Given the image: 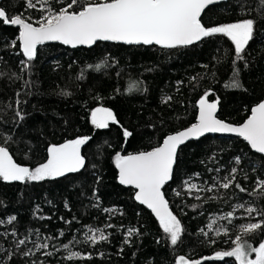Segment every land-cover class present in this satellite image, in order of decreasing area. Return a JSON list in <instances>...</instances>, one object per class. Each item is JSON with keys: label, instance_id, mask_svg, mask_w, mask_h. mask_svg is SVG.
I'll use <instances>...</instances> for the list:
<instances>
[{"label": "trees", "instance_id": "1", "mask_svg": "<svg viewBox=\"0 0 264 264\" xmlns=\"http://www.w3.org/2000/svg\"><path fill=\"white\" fill-rule=\"evenodd\" d=\"M255 3L229 0L210 8L202 17L206 26L245 18L257 20L244 60H236L230 40L216 35L197 45L171 50L105 43L75 50L48 45L39 48L31 67L22 71L20 61L26 58L17 54L19 42L15 48L0 42V143L8 134L13 136L11 150L17 162L35 168L46 162L50 144L92 137L82 148L86 165L76 173L40 182L0 180V219L5 221L0 224V233H8L0 236L3 264H13L9 253L14 254L15 264H175L180 255L201 264H238L234 257H205L234 246L239 224L247 221L234 212L240 204L264 208V193L257 183L264 179V157L233 137L209 136L182 148L172 182L164 190L170 210L185 229L183 242L173 246L159 220L137 204L133 190L119 183L115 156L150 151L168 135L196 123L198 101L205 92L210 93L211 102L219 97L218 117L225 122L241 125L249 118L251 109L264 100V18L258 9L249 7ZM0 6L10 14L31 16L33 22L44 15L38 9L25 10L24 0H0ZM0 33L6 34L5 40L18 36L17 29L2 24ZM104 62L108 66L100 71L88 68ZM235 68L240 69L241 89L225 86L230 84ZM25 81L29 82L27 87ZM135 82L142 90L129 92ZM169 96L171 100L165 103ZM17 99L26 103L17 106ZM97 107L111 109L119 123L96 129L91 124V112ZM17 111L26 117L18 126ZM121 125L133 132L126 143ZM236 157H240L239 164ZM233 168L237 171L230 176ZM226 177L228 189L221 187ZM189 182L195 183L199 192H189ZM236 184L247 191L241 192ZM230 212L232 223L222 221L227 235L208 231L212 217H226ZM11 215L17 220L8 224ZM128 228L140 232L130 238L131 244L124 243ZM88 229H101L109 239L93 243L87 239ZM13 230L16 237L11 236ZM37 233L39 243L49 244L47 249L35 250L31 241L37 240ZM29 234L31 241L22 250L32 249L35 254L23 257L14 242ZM245 239L256 247L264 241V231ZM65 243L85 259L68 261ZM48 252L52 255H45ZM89 254L91 259L86 258Z\"/></svg>", "mask_w": 264, "mask_h": 264}, {"label": "snow or ice", "instance_id": "2", "mask_svg": "<svg viewBox=\"0 0 264 264\" xmlns=\"http://www.w3.org/2000/svg\"><path fill=\"white\" fill-rule=\"evenodd\" d=\"M221 0H24L25 10L37 9L42 13L39 20L33 22L31 16L22 14H10L9 11L0 6V24L4 26H18V36L15 39L5 40L6 34L0 33V42H5L9 47L15 48L19 42V53L26 58L21 60L22 71L31 67L32 61L37 57L38 46L46 42L58 41L64 45L76 48L80 45L92 46L98 41L121 42L126 45H158L166 49L190 46L206 38L222 35L234 45L236 60H244L246 48L254 39L257 20L254 18L240 19L236 22L225 23L216 26H206L202 22V14L209 10L211 6L219 4ZM258 9L261 18H264V0H256L255 5L249 6ZM248 11V9H243ZM235 62V61H234ZM107 62L98 63L95 66L88 65L89 69L100 71L107 67ZM247 66V62H245ZM240 69L235 68L230 84L225 85L234 89L243 88L239 80ZM19 78V77H18ZM83 78V73L81 74ZM196 78L193 77V80ZM182 83V82H181ZM29 84L25 81V86ZM142 90L140 83H132L129 92ZM62 95H71L69 92H62ZM20 93H17L19 96ZM209 92L198 101L199 116L197 123L183 131L168 135L162 144L154 147L150 151H141L135 154L117 153L115 156V166L119 170V183L133 186L137 191L135 199L142 205H146L155 213L159 224L166 234L170 244L176 246L182 243V235L185 229L181 220L173 214L169 208V202L165 199L163 186L173 178L174 166L178 164V149L190 139H199L206 133H236L243 137L255 152L264 154V102L258 103L251 109L250 117L240 126H234L222 119L217 118V109L220 103L219 97L214 102H209ZM171 100L166 97L165 103ZM26 101L16 100L19 106ZM17 126L20 121L25 120V115L21 111L16 112ZM113 111L109 108L97 107L91 112V124L96 129H107L110 124H118ZM123 137L125 143L133 135V132L124 128ZM11 131V130H9ZM91 136H78L75 139L66 140L61 144H50L47 147L46 162L39 164L35 168L23 165L14 158L11 150L13 136L8 134L0 143V180L4 182H40L46 179H56L64 177L69 173H76L86 165V157L82 154V148L89 144ZM236 163H240V157H236ZM237 169H231L230 176L236 173ZM199 175V174H197ZM234 179V176L232 177ZM221 187H230L229 178H225ZM99 182V177L97 178ZM187 183V181L185 182ZM260 193H264V179L258 180ZM241 192L247 190L239 184L235 185ZM196 185H189L195 188ZM211 191V189H208ZM176 195H180L179 192ZM2 203V202H0ZM248 214V222L238 226V232L232 241L231 250L217 251L214 257L205 259H223L234 257L238 264H264V241L254 247L250 244L246 236L264 231V208L245 207L240 204ZM105 211H108L105 209ZM255 217H259L256 219ZM233 213H228L224 219L232 223ZM17 220L15 215L7 217V223L12 224ZM5 221L0 219V224ZM68 223H71L69 221ZM212 225H209L211 228ZM204 236H208L203 229L200 230ZM217 235L220 229L215 230ZM91 235L88 240L93 243L97 241H107L109 237L101 229H90ZM225 235L228 230L224 229ZM8 233H0L6 237ZM61 237L65 235L63 231L59 233ZM140 235L139 229L128 228L125 244H131L130 238ZM12 237H16L15 230L11 232ZM48 240L51 237L46 238ZM75 240V238H73ZM31 241V234L24 238L15 240V248L23 257L34 255L32 249L22 250V246ZM39 233L37 240L31 241L36 251L47 249L49 244L39 243ZM160 241H157L159 243ZM215 243V241H211ZM67 252L66 259H85L80 252L72 251L69 243L63 244ZM122 251V249H121ZM255 254V258H252ZM45 255L51 256L48 252ZM101 255H103L101 253ZM87 259H91L89 254ZM8 260L14 262V254H8ZM3 264V261H0ZM35 264V262H33ZM175 264H201L199 260H191L184 255H180Z\"/></svg>", "mask_w": 264, "mask_h": 264}, {"label": "water", "instance_id": "3", "mask_svg": "<svg viewBox=\"0 0 264 264\" xmlns=\"http://www.w3.org/2000/svg\"><path fill=\"white\" fill-rule=\"evenodd\" d=\"M228 1H229V0H221V2H220L219 4H217V5H215V6H218V5H221V4H225V3H227ZM212 7H214V6H211L210 8H212ZM206 11H207V10H205V12H206ZM203 15H204V14H202V17H203ZM8 27H11V28H14V29H17V30H18V26H8ZM202 41H203V40H202ZM202 41L197 42V43H195V44H193V45H190V46L177 47V48L191 47V46H194V45H197V44L201 43ZM99 43L121 45V46H126V47H157V48H160V49H166V48H163V47L158 46V45H150V46H145V45H126V44H123V43H121V42H113V41H98L96 44H94V45H92V46L80 45V46H77L76 48H73V47H71L70 45H64V44H62V43H60V42H58V41H52V42H46L44 45L38 46V49L41 48V47L48 46V45H60V46H62V47H64V48H67V49H70V50H75V49H80V48H83V49H92L93 47H95V46H96L97 44H99ZM173 49H175V48H173ZM167 50H171V49H167ZM37 52H38V50H37ZM209 102H211V101H209ZM262 102H264V100H263ZM219 110H220V108H219V105H218V109H217V113H216L217 118H219V117H218ZM198 116H199V107H198V115H197L196 123H197V121H198ZM249 117H250V116H249ZM219 119H220V118H219ZM245 122H246V121H245ZM232 125H233V124H232ZM241 125H242V124H241ZM234 126H240V125H234ZM184 130H185V129H184ZM182 131H183V130H182ZM209 136H219V137H233V138H239V139H241L242 141H244L245 143L248 144V142L245 141V140L243 139V137H240V136H239L238 134H236V133H206L203 137H200L199 139H190V140L186 141L185 144L181 145L180 148L178 149V154H179V151H180L182 148L186 147L188 144L193 143V142H198V141H200V140H202V139H204V138H206V137H209ZM248 146H249V148L251 149V146H250L249 144H248ZM251 151H252L254 154H257V155H259V156L264 157V154L257 153V152H255L254 149H251ZM175 167H176V165L174 166V169H173V175H174ZM118 173H119V170H118ZM172 179H173V178H172ZM172 179H171L168 183H166V184L163 186V188L161 189L162 192H164V190L166 189V187L172 182ZM121 185H122V184H121ZM122 186H123L124 188H127V189H131V190H133V191L135 192V194H136V191H137V190H136L133 186H130V185H122ZM164 195H165V192H164ZM165 199L167 200L166 196H165ZM135 200H136V199H135ZM136 202H137L138 205L142 206V207L145 208L148 212H150V213H151L156 219H158V218L156 217L155 213L152 212V210L149 209L146 205H142V204H141L139 201H137V200H136Z\"/></svg>", "mask_w": 264, "mask_h": 264}, {"label": "rangeland", "instance_id": "4", "mask_svg": "<svg viewBox=\"0 0 264 264\" xmlns=\"http://www.w3.org/2000/svg\"><path fill=\"white\" fill-rule=\"evenodd\" d=\"M37 9L39 10V8H37ZM45 14L46 13H44V15ZM193 184H195V183L189 182L188 185H187V190L189 192H191V191H193V192H199V190L197 189V187H195V188H189V185H193ZM242 209L243 208H239L238 207V209L235 210L234 212L238 211V214L239 215L237 216V218H243L244 220H247L246 222H248V219H249L248 214L245 211H243V214H240L239 213V212H241ZM253 216L255 217V214H253ZM255 218L257 219L258 217H255ZM223 219H224V215H222V214L221 215H216V216L212 217L211 218V221H210V225H212V227L209 228L208 231L209 232L217 233L215 230L216 229H220V233L224 232V229L227 228V227L222 224ZM89 235H91L90 229L87 230V236H89Z\"/></svg>", "mask_w": 264, "mask_h": 264}]
</instances>
